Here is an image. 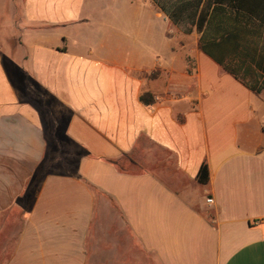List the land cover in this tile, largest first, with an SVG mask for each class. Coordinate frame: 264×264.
<instances>
[{
    "label": "crops",
    "instance_id": "0c3cea01",
    "mask_svg": "<svg viewBox=\"0 0 264 264\" xmlns=\"http://www.w3.org/2000/svg\"><path fill=\"white\" fill-rule=\"evenodd\" d=\"M202 6L0 0V264H264V0Z\"/></svg>",
    "mask_w": 264,
    "mask_h": 264
},
{
    "label": "trees",
    "instance_id": "16d2710c",
    "mask_svg": "<svg viewBox=\"0 0 264 264\" xmlns=\"http://www.w3.org/2000/svg\"><path fill=\"white\" fill-rule=\"evenodd\" d=\"M155 5L184 32H190L191 27L201 30L208 14L206 6L201 7L202 0H152ZM222 0H208V2ZM264 82V80H263ZM209 179L208 166L205 162L200 166L197 180L205 184Z\"/></svg>",
    "mask_w": 264,
    "mask_h": 264
},
{
    "label": "rangeland",
    "instance_id": "374dc122",
    "mask_svg": "<svg viewBox=\"0 0 264 264\" xmlns=\"http://www.w3.org/2000/svg\"><path fill=\"white\" fill-rule=\"evenodd\" d=\"M86 12L88 13L86 18H88L90 16L91 11L90 10H86ZM100 12H101V10H97L96 11V13H98V14ZM128 13H129V10H125V9L113 10L112 11L113 18H126L128 16ZM89 18H91V17H89ZM179 28L183 31L182 27H179Z\"/></svg>",
    "mask_w": 264,
    "mask_h": 264
},
{
    "label": "built area",
    "instance_id": "2783aa9c",
    "mask_svg": "<svg viewBox=\"0 0 264 264\" xmlns=\"http://www.w3.org/2000/svg\"><path fill=\"white\" fill-rule=\"evenodd\" d=\"M207 202L211 203L212 202V198H207Z\"/></svg>",
    "mask_w": 264,
    "mask_h": 264
}]
</instances>
